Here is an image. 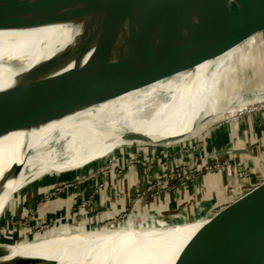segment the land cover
<instances>
[{
	"label": "water",
	"instance_id": "1",
	"mask_svg": "<svg viewBox=\"0 0 264 264\" xmlns=\"http://www.w3.org/2000/svg\"><path fill=\"white\" fill-rule=\"evenodd\" d=\"M59 25L71 27L72 37L0 90V137L30 132L91 107L108 95L103 88L121 55L132 58L144 52L136 61L134 74L113 91L114 97L214 60L254 36L262 37L264 0H0V30ZM256 97L264 100L261 94ZM126 139L150 141L134 134ZM249 151L217 150L207 158L218 161L225 154ZM22 166L11 165L0 181V190ZM70 171L43 174L20 188L0 214V229L46 191L61 185L58 182L73 173ZM263 172L264 165H258L240 176ZM231 178V173L226 178L216 176L195 188L136 204L125 213L81 223L76 229L161 231L203 220L174 264H264V182L235 186L228 184ZM17 242H0V264H60L43 257L6 259L11 253L7 246Z\"/></svg>",
	"mask_w": 264,
	"mask_h": 264
},
{
	"label": "bare ground",
	"instance_id": "2",
	"mask_svg": "<svg viewBox=\"0 0 264 264\" xmlns=\"http://www.w3.org/2000/svg\"><path fill=\"white\" fill-rule=\"evenodd\" d=\"M71 31V27L64 25L34 30H0V90L10 87L21 72L51 56L55 46L61 47L72 37ZM243 49L242 43L194 69L120 97H114L113 91L121 85L108 87L106 83L108 95L101 100L98 98L91 107L30 132L19 131L0 137V181L12 164L23 165L19 174L10 178L0 190V214L15 192L31 179L51 171L59 173L82 168L86 162L96 161L117 148L143 142L127 140L128 135L148 137L150 145L178 142L190 136L203 119H207L206 123L226 110L233 112L234 108L225 110L224 100L227 97L235 99L242 92V88L231 91L236 81L243 83L240 79L245 68L242 69ZM143 55L144 52H138L132 58L121 55L117 63H120L118 76L127 81V76L131 77L136 70V61ZM188 119L194 120V124L185 129L161 131L162 128L184 127L188 125ZM74 166L77 168H72ZM237 176L243 180L242 184L254 185L247 180L250 175ZM202 224L203 220H198L161 231H87L89 235L81 238L17 248L6 259L21 256L57 259L60 264H174ZM7 248L11 252L12 245ZM69 251L71 253L67 254Z\"/></svg>",
	"mask_w": 264,
	"mask_h": 264
},
{
	"label": "rangeland",
	"instance_id": "3",
	"mask_svg": "<svg viewBox=\"0 0 264 264\" xmlns=\"http://www.w3.org/2000/svg\"><path fill=\"white\" fill-rule=\"evenodd\" d=\"M243 44L244 61L242 69L243 67L245 68L240 78L243 83L239 84V81H236L231 91L235 92L242 88V92L235 99L227 97L224 100L225 110L234 108L233 112L226 110L217 114L215 118L206 123L198 122L197 125L200 124V126L193 132L196 135L186 138L184 141L172 142V144L164 143L158 146L150 145L148 141H143L117 148L107 156L104 155L97 158L96 161L95 159L88 161V165L77 170L71 169L72 171L70 172H73L71 177L64 178L63 181H66L64 183L62 181L58 182L62 184H59V190L56 189L55 193L59 197L69 190H77L79 195L74 197L73 204L65 215L61 216L62 219L52 220L50 217L42 215L41 207L53 199L48 200L47 195L43 194L22 210L16 218L11 220L9 226L5 229H0V242L2 239L12 242L18 240L15 245H12L11 253H13L17 248L81 238L82 236L79 234L74 235L72 233L73 235H71L70 232L67 233L66 231L76 228L81 223H90L93 219L104 215L123 211L125 213L136 204H141L166 193L195 188L205 182V166L208 167L209 164L203 165L199 160L202 155H206L211 144L214 146L213 139L216 134L219 131L223 133L224 130H230V134L226 135L225 133L221 137V143L226 142L225 140L231 137L233 146L238 142L239 145H246L255 139L253 133H255L256 119L264 117V100H255L257 98L256 94L264 96V35L259 38L254 36ZM119 70L120 63L117 64L115 73L107 82L108 87L112 84L122 85L126 82V78L118 76ZM127 79H130V77L127 76ZM107 84L104 89L107 88ZM195 121L199 120L195 119ZM193 122L194 120L188 119V125L184 127L173 130L162 128L161 131H178L189 127L194 124ZM243 130H246L244 138L241 137ZM260 144H262L261 150L264 153V142ZM256 154L251 152L247 154L240 153L238 156L234 155L233 160L221 158L219 162L227 160V164L233 167L232 174H240L253 168V166H250V164L254 163L251 159L255 160V163L259 165H264V158ZM98 161H102V163L100 164ZM81 171L83 174L80 173ZM135 171L136 174L138 173L137 175L142 173L146 180L136 184L134 189L130 188L129 184L136 183L135 177L137 175L135 177L132 175L135 174ZM152 172L156 174L154 179L150 178L151 181H147ZM48 173H56V171ZM229 174L224 172L218 177L226 178ZM167 175H172L173 177V179L171 177L168 178V184L165 183ZM247 180L252 184H258L264 182V176L252 174ZM242 183L243 180H241L240 185ZM155 186L157 189L154 188ZM152 189L154 192H152ZM88 190L90 193H88ZM110 220L112 221V219ZM54 228L60 230V233L55 235L52 231ZM47 230H51L47 233V238H36L37 240L33 242L26 240L27 237L33 238L37 233H44Z\"/></svg>",
	"mask_w": 264,
	"mask_h": 264
},
{
	"label": "crops",
	"instance_id": "4",
	"mask_svg": "<svg viewBox=\"0 0 264 264\" xmlns=\"http://www.w3.org/2000/svg\"><path fill=\"white\" fill-rule=\"evenodd\" d=\"M256 126L254 127V131H255V133H253L254 135H255V139L254 140H252L251 142H249L248 144H246V145H243V144H240L239 145V142L238 143H236V144H234L235 146H233V143H232V138L230 137L229 139H226L225 141L226 142H223V143H221V137H223V135H225V133H226V135H228V134H230V130H224V129H222V130H224L223 131V133H221V131H219V133H217L216 134V136L214 137V139H213V141H214V146L211 144L209 147H208V150H207V153H206V155L204 156V155H202V157L200 158V162H201V164H203V165H205V164H208V163H211L212 161H210V159H208L207 157L211 154V153H213V152H215V151H217V150H224V149H240V150H242V149H247V148H250V151L249 152H251V153H257L260 157H262V158H264V153H263V151L261 150V145L262 144H260L261 142H264V117H262V118H259V119H256V124H255ZM243 128V127H242ZM243 129H245V128H243ZM245 131L246 130H243L241 133V137L242 138H244L246 135H244L245 134ZM221 134H222V136H221ZM247 134V133H246ZM196 135V133H192L190 136H188L187 138H191V137H194ZM232 135V134H231ZM186 139V138H185ZM184 139V140H185ZM184 140H182V141H184ZM177 144V143H176ZM240 153H236V154H225V155H222V156H220L218 159H230V160H233V157H235L234 155H236V156H238ZM243 154H247V153H243ZM256 154V155H257ZM255 158V157H254ZM252 161H254V163L256 162L255 160H253V159H251ZM198 161V162H199ZM215 161V160H214ZM250 164V166H253V167H256V166H258L259 164H257V163H255V164ZM89 164V162H86L84 165H88ZM72 168H77V166L76 167H72ZM135 170H137V169H135ZM158 172V171H157ZM131 173H132V171H131ZM138 174V173H137ZM136 174V171H135V174H132L133 175V177H135V175H137ZM155 172H152L150 175H149V179H147V181L149 180V181H151V179H154V177H155ZM231 175H232V177H233V179L231 178V181H229V183L228 184H230V185H238V184H240L241 183V180L238 178V177H236L235 178V175H234V173L232 174L231 173ZM254 175H256V176H264V172L262 173V174H254ZM143 175H142V173H139V175H137V177H135L134 179H135V182L136 183H134V184H129V186H131L130 188H134L135 187V185L136 184H138V183H140V182H143V181H145L146 180V178H144V176L142 177ZM216 177V176H215ZM131 178V177H130ZM151 178V179H150ZM208 180V179H207ZM61 181H63V180H61ZM129 182V181H128ZM127 182V183H128ZM127 185V184H126ZM135 189V188H134ZM88 193H90V191L88 190ZM79 195V192L76 190V191H73V190H69V191H67L66 193H64V194H61L59 197H57V198H53L50 202V205L46 208V209H43V210H41V213H42V215H45V216H48V217H50L52 220L53 219H55V220H57V219H62L61 218V216H63V215H65V213H66V211L69 209V207L73 204V202H74V197L75 196H78ZM41 197V196H40ZM39 197V198H40ZM74 199V200H73ZM196 221H198V220H195V221H190V222H196ZM200 221V220H199ZM188 222H185L184 224H187ZM183 225V224H182ZM78 226V225H77ZM77 226H76V228H77ZM75 227L73 228V229H70V230H68V231H66L67 233L68 232H70V234L71 235H80V236H82V237H85V236H87V234L89 235V233L87 232V231H85L84 229H82V228H80V229H76ZM49 231H51V230H47V231H45L44 233H37L36 235H42L43 237H48L47 236V233L49 232ZM52 231L54 232V234L56 235V234H58V233H60V230H58L57 228L55 229H52ZM73 233V234H72ZM44 234V235H43ZM35 235V236H36ZM68 235V234H67ZM42 236H40V238L42 237Z\"/></svg>",
	"mask_w": 264,
	"mask_h": 264
},
{
	"label": "built area",
	"instance_id": "5",
	"mask_svg": "<svg viewBox=\"0 0 264 264\" xmlns=\"http://www.w3.org/2000/svg\"><path fill=\"white\" fill-rule=\"evenodd\" d=\"M227 162H228L227 160L223 161V162L222 161L219 162V160H218L216 162L214 161L212 163H208L209 164L208 167L205 166V168H206V173L204 174V176L206 178L205 180L210 179L211 177H215V176L221 175V173H224V172L232 173L233 172V167L230 164H227ZM169 177H171L173 179L172 175H167L165 177L166 178V181H165L166 184L169 183V179H168ZM62 182L64 183L66 181H62ZM154 188L157 189L156 186ZM56 189L59 190L58 186L45 192L44 195H47V197H48L47 199L48 200H50V199H52L54 197H57L56 196L57 194L55 193ZM152 192H154L153 189H152Z\"/></svg>",
	"mask_w": 264,
	"mask_h": 264
},
{
	"label": "trees",
	"instance_id": "6",
	"mask_svg": "<svg viewBox=\"0 0 264 264\" xmlns=\"http://www.w3.org/2000/svg\"><path fill=\"white\" fill-rule=\"evenodd\" d=\"M71 175H72V174H69V175H67V176H65V177H63V178L71 177ZM2 240H5V239H2Z\"/></svg>",
	"mask_w": 264,
	"mask_h": 264
}]
</instances>
